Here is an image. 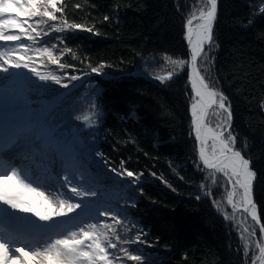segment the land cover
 Here are the masks:
<instances>
[{
  "label": "trees",
  "instance_id": "trees-1",
  "mask_svg": "<svg viewBox=\"0 0 264 264\" xmlns=\"http://www.w3.org/2000/svg\"><path fill=\"white\" fill-rule=\"evenodd\" d=\"M204 2L58 0L64 12L56 13L58 21H49V25L66 19L93 29L53 33L65 37L63 43L44 38L48 47L57 44L58 49H71L75 55L66 53L61 58V63L72 68L59 69L46 59L40 65L42 72L46 67V73L54 72L69 86L45 84L23 70L27 76L23 81L31 90L39 83L44 85L39 87L44 91L41 95L49 97L72 88L52 108L47 123L55 119L56 126H51L55 141L73 142L76 159L89 172L108 171L112 179L104 181L105 186L116 197H124L121 206L126 201L131 205L128 197H134L135 207H128V213L136 226L128 225V235L142 230L147 243L134 254L143 255L145 264L148 254L152 264H250L257 250L246 257L244 242L262 243L249 217L228 205L226 178L206 169L199 160L189 113L193 94L188 70L181 71L171 63L188 61L185 22ZM77 4L81 7H75ZM256 4L264 5V0H220L214 43L210 51L205 49L207 56L199 59L198 67L209 86L222 92L230 104L235 148L251 160L256 172L253 196L264 224V16L257 14ZM43 31H48V25ZM101 64L107 75L91 72ZM65 72L81 78L69 81ZM168 72L179 75L163 83L155 79ZM94 88L101 97L95 101L101 115L94 127H85L82 117L90 114ZM215 111L208 117L212 127L217 124L212 117ZM224 115L218 116L224 119ZM70 126L76 128L75 133L61 136L60 131ZM122 161L124 168L143 174L135 194L120 183L132 178L110 172L111 168L120 171ZM243 219L255 231L251 239L240 222ZM121 238H125L123 234ZM126 246L129 250L136 247Z\"/></svg>",
  "mask_w": 264,
  "mask_h": 264
},
{
  "label": "snow or ice",
  "instance_id": "snow-or-ice-1",
  "mask_svg": "<svg viewBox=\"0 0 264 264\" xmlns=\"http://www.w3.org/2000/svg\"><path fill=\"white\" fill-rule=\"evenodd\" d=\"M254 6L259 9L257 14L264 16V5ZM75 7L80 8L81 5ZM63 12L64 8L58 6V0H0V74L12 75L13 69H27L40 82L46 84L51 81L67 88L69 85L62 82L61 76L54 72H42L40 65L46 59L47 64L56 65L59 69L72 68L73 65L61 63V58L66 53L72 54L74 58L75 55L71 49H58L57 44L48 47L44 38L51 37L63 43L65 37L53 36V33L69 30L92 32L93 29L69 23L66 19L60 20L59 24L49 25V21H58L56 13ZM217 13L218 0H205L203 7L190 13L185 22L190 59L172 60L171 63L181 71L185 68L190 70L189 80L194 94L190 108L193 130L199 144V160L205 168L223 174L231 185V190L227 192L228 205L234 210L242 207L259 225L261 238L264 239V224L260 223L253 198L256 172L251 167V160L235 148L236 137L230 130V104L222 92L209 86L198 67L199 59L207 56L205 48L210 51L214 43ZM46 25L48 31H43ZM104 67L103 64L92 67L91 72L107 75L103 72ZM174 75H179V72H168L166 76H156L155 79L163 83ZM64 76L69 81L81 78L67 72ZM42 86L36 85L38 88ZM100 98L94 88L89 101L90 114L82 117L85 127L97 124L101 113L96 110L95 101ZM11 102L14 107L8 117L0 114V168L6 169L0 174V221L8 225L7 229H0V264H126L127 261L145 264L143 255L134 254L141 252L140 245L147 243L142 230H137L134 236L128 235L131 231L128 225L131 224L132 228L136 226L128 213V207H135L134 197H128L132 199L131 205L126 201L121 206L119 201L124 197H116L105 186L104 181L112 179L108 171L101 170L93 175L86 165L76 159L73 152L59 147L52 153L49 164L55 166L58 160L63 175H53L49 168L47 175L33 177L30 174L31 167H21V163L31 159L32 152L39 151L41 144L54 142L55 137L45 118L34 111H27L28 105L22 92L13 95ZM213 109L216 110L214 115L225 114L222 122L215 127L210 126L208 121L210 110ZM110 172L117 177L132 178L131 181L121 180L120 183L124 189L136 193L135 185L140 182L142 173L137 175L124 168L123 161L120 171L111 168ZM30 179L42 185L46 181H54L63 189L59 195L67 198L52 201L45 197V203L37 206L21 191L30 190L44 196L43 192L28 182ZM8 180L17 181L16 186L6 184ZM140 192L142 194V188ZM237 196L239 203L234 199ZM225 218L229 219L227 215ZM66 220L73 221L71 228ZM85 220L96 222L85 223ZM118 226H121L120 231ZM122 234L124 239L121 238ZM250 235L254 236L255 231ZM241 238L244 239L243 236ZM126 245L136 247L129 250ZM243 247L246 257L250 251L258 250L259 255L252 257V264H257V261L264 264V243L246 240ZM148 264H152L151 254H148Z\"/></svg>",
  "mask_w": 264,
  "mask_h": 264
},
{
  "label": "rangeland",
  "instance_id": "rangeland-1",
  "mask_svg": "<svg viewBox=\"0 0 264 264\" xmlns=\"http://www.w3.org/2000/svg\"><path fill=\"white\" fill-rule=\"evenodd\" d=\"M41 67L44 68L45 66H41ZM22 70L23 69H13L12 70V75L0 74V96L3 97V99L0 101V103H1L0 114H2L5 118L8 117V115L10 114V112L12 111V109L14 107L13 103L11 102V97L13 95L17 94V93H20V92L23 93L24 98L26 100V103L28 105L27 111H29V112H33L34 111V112L40 114L42 118H44L45 114L48 113L55 106L54 104L57 102V100L59 99L60 95H62V97H63L64 95H66V93H68L71 90V88L69 87L70 89H68L67 91L56 93V94H53V95H51L49 97L47 95H45V94L41 95L40 92L43 91V88L36 87L35 90H31L27 86V88L29 90L28 91L26 88H23L20 84L17 85V80H22V79H26L27 78V76L22 72ZM46 71L47 70H46V67H45V72L44 73H46ZM26 74H28L27 71H26ZM40 84L41 83H39L37 85H40ZM24 93L26 94L27 98H26ZM33 93H34V95H32ZM35 93H37V95ZM56 95H58V96H56ZM193 96H194V94H193ZM55 98H57V99H55ZM48 102H50V104H51V107H50L51 109H49V105L45 106ZM63 110H64V108H63ZM66 110L67 109L65 108L64 112H67ZM189 113H190V116H191V108H189ZM212 117L215 119V121L217 123H220L223 120L218 115H213ZM58 120L61 121L60 118ZM54 121H55V119H54ZM191 121H192V116H191ZM192 129H193V125H192ZM60 130H61V128H60ZM75 131H76V128L74 126H70L68 128V130H61L60 131V135L63 136V134H65V133H75ZM193 134H194V130H193ZM194 137H195V134H194ZM63 143H64V140H63ZM209 143H211V141H209ZM72 146H73V142H72ZM72 146L69 145V147H65L66 148L65 151H69L71 148H72V150H74V148ZM48 148L50 149L49 146H48ZM47 152H48V156H46V157L51 158V156H52L51 151H49V150L45 151V153H47ZM86 153L89 154L88 152H86ZM36 157H38V156L36 155L34 157V160H36ZM46 157H44V158H46ZM59 175L62 176L63 173H59ZM31 183H32V186L34 188H38V185H36V184H38V182H34V180H31ZM40 186H42V188L41 189L38 188V189H39L40 192L44 193V196H39L37 194V192H33V191H30V190L27 191V193L25 194L26 197H28V195H29V198L33 202H35L37 206H39L42 203H45V197H47L49 200H52V201H58L59 199L67 198L66 196L59 195V192L63 191V189L59 188V185L54 186V187H50V186H48L46 184L45 185H40ZM228 186H229V188L231 190V187H230L229 184H228ZM24 191L25 190H22V192H24ZM110 193H112V192H110ZM234 199H235V201L237 203H239V196L235 197ZM230 208H232V207H230ZM238 211H240V210H238ZM25 215H28V214H25ZM60 219L65 220V218H60ZM65 222L67 224H70V226H68L69 228L72 227L73 221L66 220ZM89 222L95 223L96 221L95 220H90V221L89 220H85V223H89ZM240 222L244 223L242 225L245 227L244 229H247V231L244 230L245 234H246V236L248 238L251 239L252 236L250 235V233L253 232V229L250 227V226H252L251 223L249 221L245 220V219L241 220ZM245 222H247V223H245ZM241 228H242V226H241ZM246 236H243V237L247 238ZM260 238H261V235H260ZM261 241H262V238H261ZM255 255L256 256L259 255L258 250L255 253ZM250 264H252V259L250 261ZM257 264H259L258 261H257Z\"/></svg>",
  "mask_w": 264,
  "mask_h": 264
},
{
  "label": "water",
  "instance_id": "water-1",
  "mask_svg": "<svg viewBox=\"0 0 264 264\" xmlns=\"http://www.w3.org/2000/svg\"><path fill=\"white\" fill-rule=\"evenodd\" d=\"M219 2H220V0H218V7H219ZM185 41H186V39H185ZM186 44H187V41H186ZM187 48H188V60L190 59V56H189V46H188V44H187ZM207 48V47H206ZM205 48V49H206ZM187 70H188V78H189V69L187 68ZM189 83H190V80H189ZM190 88H191V84H190ZM191 91H192V89H191ZM193 93V92H192ZM211 111V110H210ZM195 140H196V138H195ZM196 146H197V152H198V149H199V144H198V141L196 140ZM198 156H199V153H198ZM202 163V162H201ZM203 165V164H202ZM207 169V168H206ZM208 170H210V169H208ZM212 171H214V170H212ZM217 173H219V172H217ZM219 174H221V175H223L222 173H219ZM255 182H256V177H255V181H254V185H253V190H254V186H255ZM230 185V184H229ZM230 187H231V185H230ZM253 198H254V196H253ZM238 210H241V211H243V209H242V207L241 208H239ZM244 212V211H243ZM257 212H258V208H257ZM245 213V212H244ZM248 217H249V219L253 222V220L251 219V216L250 215H248L247 213H245ZM258 216H259V212H258ZM260 218V217H259ZM260 223L262 224V222H261V220H260ZM253 224L257 227V229H258V231H259V225H256L254 222H253ZM259 233H260V235H261V232L259 231ZM262 242L264 243V239H262Z\"/></svg>",
  "mask_w": 264,
  "mask_h": 264
},
{
  "label": "bare ground",
  "instance_id": "bare-ground-1",
  "mask_svg": "<svg viewBox=\"0 0 264 264\" xmlns=\"http://www.w3.org/2000/svg\"><path fill=\"white\" fill-rule=\"evenodd\" d=\"M131 74H133V73H131ZM57 161H58V160H57ZM24 162L26 163V165H30V166L32 167V169L35 170L34 165H33V163L31 162L30 159L27 160V161H24ZM33 173H34L35 176L39 175V173H38L37 171H33ZM28 182L31 183V180H28ZM45 184L48 185V182L46 181ZM45 184H43V185H45ZM36 185H38V188H39V189L42 188V186H40V185H42V184L39 183V184H36ZM48 186H49V185H48ZM28 198H29V195H28Z\"/></svg>",
  "mask_w": 264,
  "mask_h": 264
}]
</instances>
